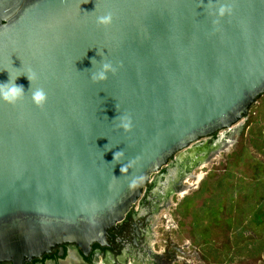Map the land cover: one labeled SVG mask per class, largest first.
<instances>
[{
	"label": "water",
	"instance_id": "1",
	"mask_svg": "<svg viewBox=\"0 0 264 264\" xmlns=\"http://www.w3.org/2000/svg\"><path fill=\"white\" fill-rule=\"evenodd\" d=\"M102 60L117 72L93 82ZM9 74L27 94L0 100V264H24L104 239L175 155L192 172L208 161L197 142L248 118L264 95V0H0Z\"/></svg>",
	"mask_w": 264,
	"mask_h": 264
},
{
	"label": "rangeland",
	"instance_id": "2",
	"mask_svg": "<svg viewBox=\"0 0 264 264\" xmlns=\"http://www.w3.org/2000/svg\"><path fill=\"white\" fill-rule=\"evenodd\" d=\"M223 133L159 212V242L185 251L177 264H264V95Z\"/></svg>",
	"mask_w": 264,
	"mask_h": 264
},
{
	"label": "flooded vegetation",
	"instance_id": "3",
	"mask_svg": "<svg viewBox=\"0 0 264 264\" xmlns=\"http://www.w3.org/2000/svg\"><path fill=\"white\" fill-rule=\"evenodd\" d=\"M223 134L217 133L197 142L196 147L203 149L208 146V150L204 153L201 151L196 157L199 159L203 155L211 159ZM191 162L193 160L180 162L177 154L167 166L153 174L124 219L110 228L104 239L84 249L73 243L57 245L50 252L27 260L24 264H177L179 260H184L183 247L171 237L159 242L156 229L160 210L166 207L171 195H175L185 183L183 181L189 176ZM198 163L195 160V166ZM175 172L176 176L173 175ZM169 179L170 183L165 186Z\"/></svg>",
	"mask_w": 264,
	"mask_h": 264
},
{
	"label": "clouds",
	"instance_id": "4",
	"mask_svg": "<svg viewBox=\"0 0 264 264\" xmlns=\"http://www.w3.org/2000/svg\"><path fill=\"white\" fill-rule=\"evenodd\" d=\"M226 10H228L226 7H221L219 10L220 14L223 15V13ZM113 19H114V13L109 10L96 17V24L97 26H103L107 28L112 24ZM116 72H117V67L114 66V64L111 61L102 60L100 68L96 71L91 72L90 78L93 82H99L102 80H106L108 78V73L115 74ZM23 75H26L30 82V87L27 93L28 92L31 93L30 98L32 103L41 109L44 108L48 99L47 92L43 87H35V88L33 87V84L38 79L37 73L33 70H29L28 73ZM18 77L19 76L12 77L9 74V79L6 82H0V100H2L7 104L16 105L18 102L24 99L27 93L25 92L23 85L16 83ZM114 120H119L121 122L119 126L123 127L125 130H130L132 126V121L130 116L119 115L116 116Z\"/></svg>",
	"mask_w": 264,
	"mask_h": 264
},
{
	"label": "trees",
	"instance_id": "5",
	"mask_svg": "<svg viewBox=\"0 0 264 264\" xmlns=\"http://www.w3.org/2000/svg\"><path fill=\"white\" fill-rule=\"evenodd\" d=\"M262 220L264 221V211H263V213H262Z\"/></svg>",
	"mask_w": 264,
	"mask_h": 264
},
{
	"label": "bare ground",
	"instance_id": "6",
	"mask_svg": "<svg viewBox=\"0 0 264 264\" xmlns=\"http://www.w3.org/2000/svg\"><path fill=\"white\" fill-rule=\"evenodd\" d=\"M202 148V147H201ZM202 157H204L203 155H202Z\"/></svg>",
	"mask_w": 264,
	"mask_h": 264
}]
</instances>
